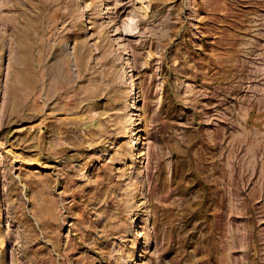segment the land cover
<instances>
[{"label":"rangeland","instance_id":"374dc122","mask_svg":"<svg viewBox=\"0 0 264 264\" xmlns=\"http://www.w3.org/2000/svg\"><path fill=\"white\" fill-rule=\"evenodd\" d=\"M0 264H264V0H0Z\"/></svg>","mask_w":264,"mask_h":264},{"label":"bare ground","instance_id":"6f19581e","mask_svg":"<svg viewBox=\"0 0 264 264\" xmlns=\"http://www.w3.org/2000/svg\"><path fill=\"white\" fill-rule=\"evenodd\" d=\"M126 69V68H125Z\"/></svg>","mask_w":264,"mask_h":264}]
</instances>
